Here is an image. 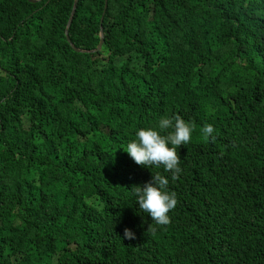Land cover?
<instances>
[{
    "label": "trees",
    "instance_id": "1",
    "mask_svg": "<svg viewBox=\"0 0 264 264\" xmlns=\"http://www.w3.org/2000/svg\"><path fill=\"white\" fill-rule=\"evenodd\" d=\"M73 2L0 0V264H264V0ZM175 115L172 181L122 148Z\"/></svg>",
    "mask_w": 264,
    "mask_h": 264
},
{
    "label": "clouds",
    "instance_id": "2",
    "mask_svg": "<svg viewBox=\"0 0 264 264\" xmlns=\"http://www.w3.org/2000/svg\"><path fill=\"white\" fill-rule=\"evenodd\" d=\"M192 131V125L180 115L162 116L154 126L137 127L134 138L122 149L137 165L148 169L162 167L163 172L169 173L170 179L175 181L182 172L177 148L181 144H189ZM200 134L205 139L215 138L211 124L205 123L200 128ZM168 185V176L152 173L149 181L131 187V196L138 209L146 213L156 225L168 224V213L176 204V194L169 190ZM123 235L125 238H135L128 228L124 229Z\"/></svg>",
    "mask_w": 264,
    "mask_h": 264
},
{
    "label": "water",
    "instance_id": "3",
    "mask_svg": "<svg viewBox=\"0 0 264 264\" xmlns=\"http://www.w3.org/2000/svg\"><path fill=\"white\" fill-rule=\"evenodd\" d=\"M31 1H35V0H31ZM76 3H77V0H74L73 2V6H72V9H71V12H70V16L68 18V21H67V24H66V28H65V35H66V38L68 39V27L70 25V22H71V18L73 16V13H74V10H75V7H76ZM105 6H106V3H105ZM102 20V18H101ZM99 35H100V40H99V43L97 44L96 48L94 50H98L102 44V41H103V30H102V27H100V30H99ZM69 40V39H68ZM76 50L78 51H88V50H82V49H79V48H75Z\"/></svg>",
    "mask_w": 264,
    "mask_h": 264
}]
</instances>
